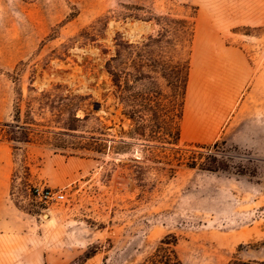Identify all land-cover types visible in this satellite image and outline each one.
Listing matches in <instances>:
<instances>
[{"label": "rangeland", "instance_id": "1", "mask_svg": "<svg viewBox=\"0 0 264 264\" xmlns=\"http://www.w3.org/2000/svg\"><path fill=\"white\" fill-rule=\"evenodd\" d=\"M166 15L194 16L195 29L206 17L250 66L230 130L215 141L225 172L187 167L205 151L169 144L166 118L138 136L123 115L128 72L120 103L111 96L103 66L116 34L140 45ZM100 18L109 21L97 41H77ZM156 88L167 115L163 79L134 91ZM24 123L31 142L0 141V264H139L166 236L182 264L264 261V0H0V124L16 132ZM91 137L100 152L89 150ZM45 187L64 200L44 205Z\"/></svg>", "mask_w": 264, "mask_h": 264}, {"label": "trees", "instance_id": "2", "mask_svg": "<svg viewBox=\"0 0 264 264\" xmlns=\"http://www.w3.org/2000/svg\"><path fill=\"white\" fill-rule=\"evenodd\" d=\"M27 1V0H24ZM119 19H136L135 14L124 13ZM194 16L189 18H173L170 15L158 17L155 20L159 29L154 35H149L140 45L128 44L119 34H116L114 41V50L111 55L105 59L103 69L109 77L112 93L111 96L116 103L121 101V75L122 72L127 77L125 90L130 92L129 110L123 115L128 118L135 126L138 136H145V123H156L158 119L165 122V131L162 134L169 138V144L177 145L180 141V124L183 114V106L185 99V91L188 82L190 70V57L192 41L195 33ZM109 18H100L89 26L88 30L83 29L78 35L77 41H81L82 45L86 42H96L97 37L107 26ZM99 46V45H98ZM109 50L102 49V54L107 55ZM129 64L126 66V62ZM168 72L170 75H168ZM170 77V80H168ZM163 79L168 86H171V95H169V105L167 115L164 113L163 103L167 101L162 91L156 88L146 93L145 91L135 92V86L142 81H158ZM126 84V82H125ZM19 118V107H16ZM146 112V113H145ZM148 115V116H147ZM73 122L79 119L75 117L74 112L70 118ZM19 123V121H17ZM26 125V126H24ZM24 125H16V132L6 131L3 128H11L9 124H0V141L29 143L32 137L28 123ZM156 127V125H154ZM64 130H74L73 126H65ZM150 137L159 135V131H150ZM36 135L38 140L42 139L41 134ZM91 144L89 150L100 152L101 145L99 139L90 138ZM217 142L211 146L197 145L198 148L205 152L191 157L186 164L189 168H197L201 171L218 173L227 171V164L223 156H219L215 152ZM176 239L173 236H166L160 242L157 248L146 259L139 264H182L177 257L174 247ZM228 264H264V261H237L232 260Z\"/></svg>", "mask_w": 264, "mask_h": 264}, {"label": "crops", "instance_id": "3", "mask_svg": "<svg viewBox=\"0 0 264 264\" xmlns=\"http://www.w3.org/2000/svg\"><path fill=\"white\" fill-rule=\"evenodd\" d=\"M198 25H196L197 29H195L192 41L190 63L194 58L200 64L196 62L198 64L197 66L201 67L204 64L203 62H206V64L202 68L196 67L195 70H197V73L194 70L196 65H193L194 67L192 64L190 65L180 124V141L186 144H209L225 137L227 131L230 130L233 114L243 102L244 91L252 79L250 66L242 51L225 45L223 39L212 26H210L211 28L208 26L210 29H207V27H201L200 25L198 27ZM198 28L203 29L200 31ZM198 39L199 43H197ZM200 40H202L203 44ZM200 44H202L201 46H210H206V48L204 46L201 47ZM194 45L195 47L197 46L196 49L199 51L201 50L199 48H202V51L204 49V53L200 51L199 54V51H195ZM193 50L197 53L196 55L195 53L193 54ZM208 50L209 52H207ZM199 56H201L202 62L199 61ZM201 63L203 64L201 65ZM204 66H207L206 69ZM192 68L194 72L191 71ZM198 70L201 71L198 72ZM191 78L192 82L190 80ZM188 88L189 90L192 88V90L189 91ZM188 123L189 125L187 126ZM188 128L191 129L188 130Z\"/></svg>", "mask_w": 264, "mask_h": 264}, {"label": "bare ground", "instance_id": "4", "mask_svg": "<svg viewBox=\"0 0 264 264\" xmlns=\"http://www.w3.org/2000/svg\"><path fill=\"white\" fill-rule=\"evenodd\" d=\"M203 11H204V10H203ZM201 12H202V11H201ZM201 14H203V13H201ZM201 14H200V15H201ZM200 15H199V16H200ZM211 15H212V14H210V16H211ZM202 16H203V18H204V15H202ZM210 16H209V17H210ZM200 17H201V16H200ZM198 19H199V18H198ZM200 20L202 21V19H199V20H198L199 23L197 22V25H198V24H199V25L201 24L200 26L203 25L202 27L205 26V24L202 23L204 20L206 21V23L209 22V21H207L208 19H206V17H205V19H204L202 22H201ZM209 20H211V18H210ZM213 20H214V19H213ZM205 21H204V23H205ZM210 22H211V21H210ZM212 23H213V21H212ZM214 23H215V22H214ZM216 23H217V22H216ZM199 25H198V27H199ZM206 25H207V24H206ZM208 25H209V24H208ZM210 26H211V25H210ZM210 26H209V27H210ZM213 26H214V25H213ZM206 27H207V29H210V28H211V27L209 28L208 26H205V28H206ZM196 29H197V27H196ZM199 29H200V31H201L203 28H202V29H201V28H198V30H199ZM196 31H197V30H196ZM203 31H204V30H203ZM203 31H202V36H203ZM205 31H207V30L205 29ZM213 33H214V31H213ZM197 34H200V33H197ZM197 34H196V35H197ZM205 34H206V32H205ZM205 34H204V35H205ZM214 35H215V34H214ZM207 36H208V35H207ZM195 37H196V36H195ZM197 37H198V35H197ZM197 37H196V38H197ZM205 40H206V39H205ZM197 41H198L197 43H199V39H198ZM200 41H201V43H202V40H200ZM207 41H208V40H207ZM209 41H210V40H209ZM195 43H196V42H195ZM195 43H194V44H195ZM197 43H196V44H197ZM207 43H209V42H207ZM210 43H212V42H210ZM202 44H203V43H202ZM202 44H200V46H201ZM204 44H206V42H204ZM198 45H199V44H198ZM203 46L206 47L207 45H206V46L203 45ZM203 46H201V47H203ZM208 46H210V45H208ZM208 46H207V47H208ZM193 47L195 48L194 50L196 51V50H197V49H196L197 46L195 47V45H194ZM198 47H199V46H198ZM207 47H206V48H207ZM199 49H201L200 51H202V48H199ZM194 50H193V54L195 53ZM206 50H207V49H206ZM209 50H210V49H209ZM209 50H208L207 52H209ZM198 51H199V50H197V52H198ZM200 51H199V54H200ZM203 51H205V50L203 49ZM203 51H202V53H204ZM207 52H206V53H207ZM206 53H205V56L207 57ZM196 54H197V53H195V55H196ZM207 54H208V53H207ZM201 55H203V54H201ZM195 58H197V57H195ZM199 59H200V60H199ZM199 59H198V60L201 61V59H202L201 56H199ZM203 60H204V59H203ZM191 61H192V62L190 63V65H191V64H192V66H193V65H194V66L196 65L195 67L193 66V67H194V70H195L196 67H200V66H197V65L199 64V63L197 62V60H194V58H193ZM207 61H208V60H207ZM196 62H197L198 64H197ZM201 62H202V61H201ZM193 63H196V64H193ZM203 63L206 64V62H203ZM203 63H201V65H202ZM208 63H209V62H208ZM204 64H203V65H204ZM199 65H200V64H199ZM203 65H202V66H203ZM202 66H201L200 68H202ZM204 67H205V66H204ZM206 67H207V66H206ZM206 67H205V69H206ZM198 69H199V68H198ZM194 70H193V68H192L191 71L194 72ZM191 71H190V72H191ZM195 71H196V73H197V70H195ZM200 71H201V70H200ZM200 71L198 70V72H200ZM202 72H203V69H202ZM198 74H199V73H198ZM196 76H197V75H196ZM196 78H197V77H196ZM194 79H195V78H194ZM190 80H191V82H192V78H191ZM195 81H196V80H195ZM193 82H194V81H193ZM189 83H190V82H189ZM194 84L196 85V83H194ZM189 88H190V87H189ZM189 88H188V90H189ZM191 90H192V88H191ZM191 90H189V91H191ZM189 93H191V92H189ZM193 94H194V93H193ZM188 96H189V95H188ZM188 96H187V97H188ZM193 97H194V95H193ZM203 97H204V96H203ZM206 97H207V96H206ZM189 98H190V97H189ZM191 99H192V98H191ZM193 99H194V98H193ZM203 99H204V98H203ZM190 102H191V101H190ZM194 102H195V101H194ZM191 106H192V105H191ZM212 112H213V111H212ZM187 118H188V117H187ZM186 121H187V120H186ZM191 124H192V123H191ZM196 124H197V123H196ZM200 124H201V123H200ZM188 125H189V123L187 124V126H188ZM202 126H204V125L202 124ZM199 127H200V126H199ZM194 128H195V127H194ZM185 129H186V127H185ZM190 129H191V128H188V130H190ZM195 130H196V129H195ZM191 132H192V131H191ZM189 134H190V132H189ZM203 134H204V133H203ZM201 136H202V135H201Z\"/></svg>", "mask_w": 264, "mask_h": 264}, {"label": "built area", "instance_id": "5", "mask_svg": "<svg viewBox=\"0 0 264 264\" xmlns=\"http://www.w3.org/2000/svg\"><path fill=\"white\" fill-rule=\"evenodd\" d=\"M37 194L44 205L51 202H62L65 198L64 190H53L49 187L41 188Z\"/></svg>", "mask_w": 264, "mask_h": 264}]
</instances>
